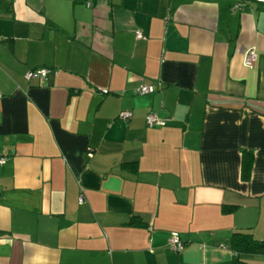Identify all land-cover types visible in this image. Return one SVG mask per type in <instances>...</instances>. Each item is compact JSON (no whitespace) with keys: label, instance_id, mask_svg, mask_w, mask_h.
Wrapping results in <instances>:
<instances>
[{"label":"crops","instance_id":"crops-1","mask_svg":"<svg viewBox=\"0 0 264 264\" xmlns=\"http://www.w3.org/2000/svg\"><path fill=\"white\" fill-rule=\"evenodd\" d=\"M1 156L0 264H264V0H0Z\"/></svg>","mask_w":264,"mask_h":264},{"label":"built area","instance_id":"built-area-1","mask_svg":"<svg viewBox=\"0 0 264 264\" xmlns=\"http://www.w3.org/2000/svg\"><path fill=\"white\" fill-rule=\"evenodd\" d=\"M89 5V3H88ZM242 3L238 2L237 4H235L231 9L235 10L237 8L242 7ZM138 36H141V33H138ZM258 59V53L254 48H250L247 49L245 54H244V58H243V63L244 65L248 66V67H253L256 63ZM50 72L49 68L46 67H39V68H33V69H29L26 74H25V78L27 80L31 79V78H45L47 76V74ZM155 91V86L152 84H147V85H142L138 88L137 92L140 94H148V93H152ZM104 93H106L107 91L104 90ZM132 117V112L129 110H121L118 113L117 118L119 120H121L122 122H127L131 119ZM145 122L146 125L148 127H155V126H165L167 124V120L164 118H160L154 114H147L145 117ZM5 158L4 157H0V163L4 162ZM80 201L82 200V196H80ZM168 245L169 247L174 250V251H179L182 249L183 247V241L181 239V237L179 236L178 232H171L170 233V237L168 239Z\"/></svg>","mask_w":264,"mask_h":264},{"label":"trees","instance_id":"trees-1","mask_svg":"<svg viewBox=\"0 0 264 264\" xmlns=\"http://www.w3.org/2000/svg\"><path fill=\"white\" fill-rule=\"evenodd\" d=\"M247 151H245L246 153ZM244 153V157L246 156ZM246 158V157H245ZM248 168V164L244 160L242 163V171L243 176L247 173L246 169ZM232 247L237 253L241 252H249V251H256V249L261 247L262 245L255 240H252L246 234H235L232 238Z\"/></svg>","mask_w":264,"mask_h":264}]
</instances>
